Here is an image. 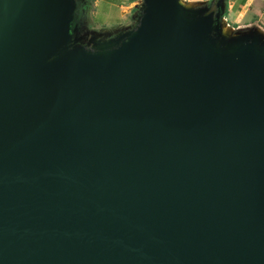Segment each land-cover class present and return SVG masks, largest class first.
<instances>
[{"label": "water", "instance_id": "water-1", "mask_svg": "<svg viewBox=\"0 0 264 264\" xmlns=\"http://www.w3.org/2000/svg\"><path fill=\"white\" fill-rule=\"evenodd\" d=\"M181 1L0 0V264H264V34Z\"/></svg>", "mask_w": 264, "mask_h": 264}, {"label": "rangeland", "instance_id": "rangeland-1", "mask_svg": "<svg viewBox=\"0 0 264 264\" xmlns=\"http://www.w3.org/2000/svg\"><path fill=\"white\" fill-rule=\"evenodd\" d=\"M126 0L127 7L124 8V18L121 19L120 12L116 6H112L108 0H99L95 6L92 14H89L88 7L81 6V3L85 0H77V8L75 12L74 23L78 27V32H86L89 35H92L94 38L105 39L109 38L115 34L125 32L137 23V18L140 14L142 7V0H134L129 2ZM220 2L221 8L224 5L222 0H205L199 2H189L187 0H182L181 3L195 7V9H203L205 7L215 6L217 2ZM131 17V18H130ZM224 19V18H223ZM233 31H244L247 29H253L248 27H242L246 25L247 21L232 25V22L229 20H224ZM119 28L114 27L116 24L123 23ZM255 29V28H254Z\"/></svg>", "mask_w": 264, "mask_h": 264}, {"label": "crops", "instance_id": "crops-1", "mask_svg": "<svg viewBox=\"0 0 264 264\" xmlns=\"http://www.w3.org/2000/svg\"><path fill=\"white\" fill-rule=\"evenodd\" d=\"M99 0H94L97 5ZM112 6H116L120 12V17H124V8L127 7L126 0H108ZM189 2H199L205 0H187ZM224 2L225 20L232 22V25L247 21L242 27L256 28L264 34V0H222ZM129 3V2H128ZM131 18V17H130ZM123 23L116 24L114 27H120Z\"/></svg>", "mask_w": 264, "mask_h": 264}, {"label": "trees", "instance_id": "trees-1", "mask_svg": "<svg viewBox=\"0 0 264 264\" xmlns=\"http://www.w3.org/2000/svg\"><path fill=\"white\" fill-rule=\"evenodd\" d=\"M134 0H129L128 2H133ZM84 6V7H88V10H89V14L91 15L92 14V11L94 10L95 8V5H94V0H85V2L81 3V6ZM225 16V13L224 15Z\"/></svg>", "mask_w": 264, "mask_h": 264}, {"label": "bare ground", "instance_id": "bare-ground-1", "mask_svg": "<svg viewBox=\"0 0 264 264\" xmlns=\"http://www.w3.org/2000/svg\"><path fill=\"white\" fill-rule=\"evenodd\" d=\"M222 33L225 35V36H229L231 35V27L225 22L223 21V24H222Z\"/></svg>", "mask_w": 264, "mask_h": 264}, {"label": "flooded vegetation", "instance_id": "flooded-vegetation-1", "mask_svg": "<svg viewBox=\"0 0 264 264\" xmlns=\"http://www.w3.org/2000/svg\"><path fill=\"white\" fill-rule=\"evenodd\" d=\"M76 2H77V0H76Z\"/></svg>", "mask_w": 264, "mask_h": 264}]
</instances>
